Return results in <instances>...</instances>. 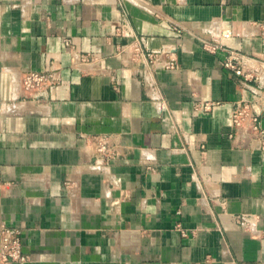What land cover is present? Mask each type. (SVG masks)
I'll return each instance as SVG.
<instances>
[{
  "label": "crops",
  "instance_id": "crops-1",
  "mask_svg": "<svg viewBox=\"0 0 264 264\" xmlns=\"http://www.w3.org/2000/svg\"><path fill=\"white\" fill-rule=\"evenodd\" d=\"M0 222L22 264H264V0H0Z\"/></svg>",
  "mask_w": 264,
  "mask_h": 264
},
{
  "label": "built area",
  "instance_id": "built-area-1",
  "mask_svg": "<svg viewBox=\"0 0 264 264\" xmlns=\"http://www.w3.org/2000/svg\"><path fill=\"white\" fill-rule=\"evenodd\" d=\"M210 52H221L224 56L222 66L233 72L237 77H242L246 81H258V78L251 73L243 72V57L237 53L223 50L220 46H208ZM50 80V74L47 72L30 71L24 73L20 78L21 88L28 93L38 94ZM208 107V104L205 105ZM244 111H237L233 115L234 125L239 126ZM252 121H255L252 119ZM103 151V147L98 149ZM28 261V258L22 253V243L20 231L11 229L0 222V264H22Z\"/></svg>",
  "mask_w": 264,
  "mask_h": 264
}]
</instances>
